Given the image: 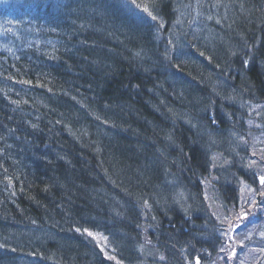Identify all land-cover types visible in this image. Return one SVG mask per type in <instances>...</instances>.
<instances>
[{"label": "trees", "instance_id": "16d2710c", "mask_svg": "<svg viewBox=\"0 0 264 264\" xmlns=\"http://www.w3.org/2000/svg\"><path fill=\"white\" fill-rule=\"evenodd\" d=\"M203 1L0 2V264H236L232 222L264 221V0Z\"/></svg>", "mask_w": 264, "mask_h": 264}, {"label": "rangeland", "instance_id": "374dc122", "mask_svg": "<svg viewBox=\"0 0 264 264\" xmlns=\"http://www.w3.org/2000/svg\"><path fill=\"white\" fill-rule=\"evenodd\" d=\"M244 200V199H243ZM255 206V203H254ZM249 210V211H248ZM246 212L244 211L242 216V220H238L237 222H232V227L230 230V240L234 241V233H238V240L237 243L235 242L233 247H229L228 249L232 252V255L235 259L238 257V251H239V244L243 243V250L240 252V258L237 259L236 264H260V261L258 258H256V255L260 254V251L258 248L264 249V242H256L252 241L251 243H248V240L250 239V236L253 237V231L258 230L257 227L262 225L264 221L258 220L257 218H248L249 223H243L244 218L250 217V213L253 212L252 208L248 209ZM256 212V211H254ZM257 238H260V240H263V234L259 235ZM252 239V238H251ZM239 243V244H238ZM225 244H227L225 242ZM263 252V251H262ZM229 259V258H227ZM226 259V262H222L224 264H231L228 263V260Z\"/></svg>", "mask_w": 264, "mask_h": 264}, {"label": "bare ground", "instance_id": "6f19581e", "mask_svg": "<svg viewBox=\"0 0 264 264\" xmlns=\"http://www.w3.org/2000/svg\"><path fill=\"white\" fill-rule=\"evenodd\" d=\"M203 4L204 5H206V6H208V7H214V4H212L209 0H204L203 1ZM232 7H233V5L232 4H230V3H227V4H225V5H223L221 8V10H222V12H224V13H227L228 11L230 12L231 10H232ZM17 10H18V8H16ZM13 14L16 16V17H19L18 15H19V12L18 11H16V10H14V12H13ZM12 13L11 14H5L4 16H12L13 15ZM195 14V16H196V18H198L199 19V13H194ZM132 16H134V14H131ZM156 22H154V25L156 26L155 27V29H157L158 31H157V34L159 33V34H161L160 33V31L162 30V28H163V25H165V21L162 19V20H159V19H161V18H158L157 16H156ZM4 28H6V27H4ZM172 34V33H171ZM172 36H173V34H172ZM174 36H175V33H174ZM212 37H213V35H212ZM0 50H2L3 52L4 51H6L7 50V48H5V47H3V46H0ZM190 55H192V56H200V55H198V54H194L193 55V53H191ZM5 56V55H4ZM15 89H17V86H16V84H14V83H8V84H5L3 87H2V90L1 91H6L7 92V90H15ZM210 94H211V96L215 99V100H218L219 99V97L217 96V94L215 93V92H213L212 90H210ZM218 102L220 103V101L218 100ZM180 127H183V125H180ZM188 127V126H187ZM182 129V128H181ZM181 133L182 134H186L185 132L183 133V131L181 130ZM184 137H185V135H184ZM260 181V180H259ZM241 183L242 184H244V183H246L243 179L241 180Z\"/></svg>", "mask_w": 264, "mask_h": 264}, {"label": "snow or ice", "instance_id": "6c2138e0", "mask_svg": "<svg viewBox=\"0 0 264 264\" xmlns=\"http://www.w3.org/2000/svg\"><path fill=\"white\" fill-rule=\"evenodd\" d=\"M145 12H147V9H144ZM149 15H151V13H148ZM152 19H156L154 16L152 17ZM260 183L261 185H264V176L259 177ZM91 235V233H89ZM196 264H199V260H197Z\"/></svg>", "mask_w": 264, "mask_h": 264}]
</instances>
